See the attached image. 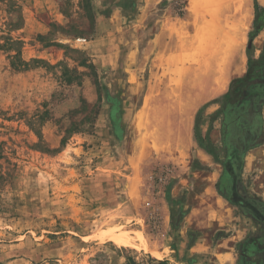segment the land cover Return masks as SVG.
I'll use <instances>...</instances> for the list:
<instances>
[{"label": "rangeland", "instance_id": "obj_1", "mask_svg": "<svg viewBox=\"0 0 264 264\" xmlns=\"http://www.w3.org/2000/svg\"><path fill=\"white\" fill-rule=\"evenodd\" d=\"M10 1L0 0V264H172L196 235L185 224L203 231L206 261L262 262L264 253L243 260L241 249L264 226L207 189L216 195L221 177L223 191L264 202V126L234 185L205 152L162 159L174 131L135 115L144 80L129 87L125 52L143 45L165 7L181 15L185 0L161 1L141 28L139 0ZM113 5L121 27L100 41L111 60L97 68L84 40ZM214 110L202 111L201 130Z\"/></svg>", "mask_w": 264, "mask_h": 264}, {"label": "crops", "instance_id": "obj_2", "mask_svg": "<svg viewBox=\"0 0 264 264\" xmlns=\"http://www.w3.org/2000/svg\"><path fill=\"white\" fill-rule=\"evenodd\" d=\"M161 1L163 0H139L138 3L136 2L135 21L138 28L144 26L145 19L151 10ZM243 1H245L249 12L244 29L240 25L241 23L244 25L241 16ZM257 2L264 7V0H257ZM113 6L107 13L95 15V35L89 41L84 40L89 43L87 44L89 45L88 52L97 68L108 65L111 60L109 46L107 45L105 50L99 49L100 41L110 38L121 27L120 19L123 8ZM253 19V0H185L181 15L170 6L165 7L156 18L155 30L143 45H130L127 48L125 64L127 65L129 87H132L134 82L141 85V80H144L140 104L135 115L160 118V129L164 133L169 129L170 132L174 131L175 133L166 135L171 143L170 146H165V149L162 146L161 149H164V152L161 153L162 159L174 162L179 161L180 155L183 154L186 155L193 151L205 152L199 147L193 135L196 113L203 106V111L210 106L216 110L218 104L211 101L227 91L233 78L245 74L248 55L257 57L264 51V25L253 39L249 40V34L253 31ZM226 35L233 40L231 48H227L223 42H220L223 41L221 38L225 39ZM258 38L263 40V46L260 48L255 46V41ZM174 80H178L177 84L180 85L174 87ZM214 80H226L224 88L214 92ZM184 116L189 118L186 144L181 143L176 134L179 130L177 128L179 121ZM208 126L207 124L201 131L205 133ZM214 131L219 133L216 131V127H213L209 131L210 139L219 145L220 133L214 136ZM155 152L157 151L148 150L146 157L155 154ZM205 154L212 158L206 152ZM208 188L211 189V186ZM211 193L208 198L213 202L222 198L217 191L215 195L211 189ZM181 227L182 221L177 228ZM195 229L196 235L193 241L185 247V256L169 257L170 263H221L215 256L206 261L203 257L207 252L206 244L202 243L203 231L194 225L185 224L187 234L195 233Z\"/></svg>", "mask_w": 264, "mask_h": 264}, {"label": "trees", "instance_id": "obj_3", "mask_svg": "<svg viewBox=\"0 0 264 264\" xmlns=\"http://www.w3.org/2000/svg\"><path fill=\"white\" fill-rule=\"evenodd\" d=\"M13 2L11 0L10 4H15ZM133 5L136 6V2H133ZM253 8V31L249 34L250 41L264 25V7L260 6L257 0H253ZM261 13L263 14L262 19L259 15ZM6 38L10 46L20 43L12 37L7 36ZM211 102L217 103L218 108L208 123L207 131L203 133L199 128L203 106L196 113L193 135L199 147L221 165L223 174L230 177L235 185L240 179L244 157L247 152L257 146L264 126V51L257 57L248 55L245 74L233 78L227 91ZM217 118H221L219 145L213 143L209 136V131L213 128V122ZM220 152L224 153L222 159ZM215 189L221 197L237 205L244 214L253 217L264 226V202L245 196L241 197L234 189L232 193L229 189L226 192L223 191L221 177L215 182ZM182 214L181 218L185 212ZM254 253H264V234L248 236L242 242L241 258L243 260L247 255ZM154 264H165V261H157ZM257 264H264V260Z\"/></svg>", "mask_w": 264, "mask_h": 264}, {"label": "bare ground", "instance_id": "obj_4", "mask_svg": "<svg viewBox=\"0 0 264 264\" xmlns=\"http://www.w3.org/2000/svg\"><path fill=\"white\" fill-rule=\"evenodd\" d=\"M241 8H242V14H241V16H242V18H243V21H244V25L241 23H239L241 26H242V29H244L245 28V24H246V21L248 20V18H249V12H248V10H247V6H246V4H245V1H243V4H241ZM211 22V21H210ZM216 23V22H215ZM239 25V26H240ZM213 29V28H212ZM241 29V30H242ZM210 32V31H209ZM202 34V33H201ZM198 36V35H197ZM201 36V35H200ZM208 36V35H207ZM223 37V36H222ZM225 37V36H224ZM200 38H202V37H200ZM205 38V37H204ZM234 38V37H233ZM223 41H220V42H223V44H224V46H226L227 48H231V45L233 46V40H232V38L231 37H228L227 35H226V37H225V39H223V38H221ZM220 40V39H219ZM200 41H201V39H200ZM206 41V40H205ZM236 41V40H235ZM225 42V43H224ZM201 43V42H200ZM221 44V43H220ZM202 46V45H201ZM211 47V46H210ZM213 49V48H212ZM195 51V50H194ZM187 52V51H186ZM191 52V51H190ZM188 55V54H187ZM220 62V61H219ZM226 81V80H225ZM225 81L224 80H214V92H218V91H220V90H222L223 88H224V85H225ZM217 86V88L215 89V87ZM146 102V101H145ZM145 105V104H144ZM188 120H189V118H188V116H184L183 118H181L180 119V121H179V126L177 127L179 130V137H180V141H181V143H187V140H186V137H187V133H188ZM189 135V134H188ZM156 147V146H155ZM139 178V177H138ZM207 191L209 192V193H211V189L210 188H208L207 189ZM123 236V235H122ZM123 239H125V238H123ZM123 242H128V240L127 241H125V240H122Z\"/></svg>", "mask_w": 264, "mask_h": 264}, {"label": "water", "instance_id": "obj_5", "mask_svg": "<svg viewBox=\"0 0 264 264\" xmlns=\"http://www.w3.org/2000/svg\"><path fill=\"white\" fill-rule=\"evenodd\" d=\"M250 45V44H249Z\"/></svg>", "mask_w": 264, "mask_h": 264}]
</instances>
